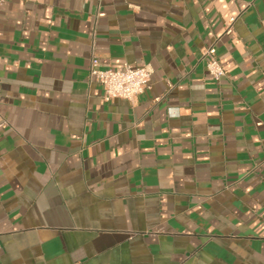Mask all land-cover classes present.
Segmentation results:
<instances>
[{
    "label": "crops",
    "instance_id": "1",
    "mask_svg": "<svg viewBox=\"0 0 264 264\" xmlns=\"http://www.w3.org/2000/svg\"><path fill=\"white\" fill-rule=\"evenodd\" d=\"M0 264H264V0L0 5Z\"/></svg>",
    "mask_w": 264,
    "mask_h": 264
},
{
    "label": "built area",
    "instance_id": "2",
    "mask_svg": "<svg viewBox=\"0 0 264 264\" xmlns=\"http://www.w3.org/2000/svg\"><path fill=\"white\" fill-rule=\"evenodd\" d=\"M6 1L8 0H0V5ZM225 33H232L230 24ZM201 59L205 61L206 71L212 79L218 82L225 76V70L217 59L214 45L202 52ZM87 74L89 81H95L102 86L105 101L122 99L131 103L149 88L152 69L148 65L128 64L116 69H102L97 58L93 56Z\"/></svg>",
    "mask_w": 264,
    "mask_h": 264
}]
</instances>
